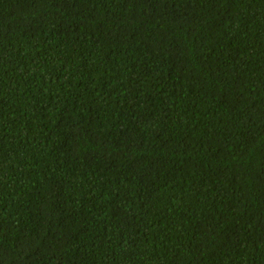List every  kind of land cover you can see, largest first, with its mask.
I'll return each mask as SVG.
<instances>
[{"label":"trees","instance_id":"trees-1","mask_svg":"<svg viewBox=\"0 0 264 264\" xmlns=\"http://www.w3.org/2000/svg\"><path fill=\"white\" fill-rule=\"evenodd\" d=\"M0 264H264V0H0Z\"/></svg>","mask_w":264,"mask_h":264}]
</instances>
